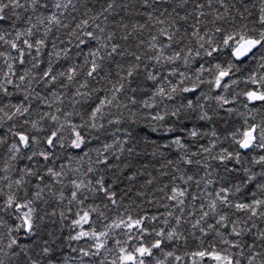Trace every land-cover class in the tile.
<instances>
[{
    "label": "trees",
    "instance_id": "obj_1",
    "mask_svg": "<svg viewBox=\"0 0 264 264\" xmlns=\"http://www.w3.org/2000/svg\"><path fill=\"white\" fill-rule=\"evenodd\" d=\"M42 2L48 7H38L35 13L31 8L28 11L18 9L19 20L12 18L0 23V33L5 34L9 41L15 39L17 31L32 28L31 36H22L17 42L18 47L25 51L23 64L19 63L18 53L9 44L0 41V53L5 54L0 56V81L4 80L6 74L13 81L7 85L11 95L0 92V108L4 109L0 112V140L4 141L0 143V249L9 252L8 256L0 253L4 264H25L28 256L39 259L40 264H48L50 258L43 256L44 247L54 250L57 259L53 264H111L121 245L129 247L138 243L136 239L128 241L124 229H112L106 248L101 250L100 255L82 256L80 249L87 250L92 241L69 240V236L75 235L78 230L73 228L72 221L81 209L93 208L96 211L90 212L91 224L85 225L84 230L94 228L103 231L106 225L121 218H143L151 233L145 235L143 240L149 243L157 239L154 230L163 229L168 232L176 229L182 234V239L179 242H165L164 251H173L183 259L181 262L169 259L168 264H191L186 253L201 247L214 245L217 250L226 248L221 237L208 226L212 225L229 240L238 239L229 235L231 221H239L242 227H249L254 221L256 227L243 237V242L245 245L254 243L255 250L264 253V242L256 239L258 233L264 231V218H253V221L244 224L247 214L221 206L219 213L228 217V227L223 228L216 224L219 216L212 215L208 208L209 200L214 198V193L221 187L232 189L229 198L233 204L264 199L261 192L264 186V166L254 162L264 156V148L242 150L232 139L234 133L250 125L264 126V103H249L243 95L255 87L244 82L248 76L264 75V68L260 67V54L253 59L246 58L237 62L230 56L229 50L225 49L208 57L193 36L194 26L200 29L201 35L207 33L216 41L220 38V34L215 33L216 27L225 31L234 28L238 30L245 24L249 28H259L258 24L251 22L258 16L262 0H224L228 10L221 20L215 19L217 10L225 12L219 0H211L210 6L209 0H188L187 4H181V0H168L155 7H145L143 0H115L111 13H105L107 20L103 16L99 20L93 17L112 0H72L75 8L70 4L67 9L59 10L55 8L56 0ZM61 2L67 3V0ZM197 4H203L204 7L197 9ZM199 11L205 15L198 23L196 17ZM60 12H63L62 16ZM53 13L59 16L61 26L47 23V17ZM149 13L153 16L151 20L148 19ZM241 14L244 19H241ZM28 17H32L31 21ZM85 19L89 23L83 31L93 32L97 39H90L76 27ZM173 23L175 28L172 27ZM96 25H100L103 31ZM139 25H144L143 29ZM177 28L179 32L172 41L167 39V35H161V32H175ZM153 36L156 37L157 49L162 48L167 56L181 52V57L188 56L187 64L183 59L175 63L161 61L157 64L151 59L154 53L149 48ZM24 39L33 44L37 40H44L39 56L36 55L35 47L31 50L26 48ZM80 40L84 43L81 44ZM113 45L117 46V54L108 56ZM96 50L103 57L99 61L102 71L92 79L87 76L90 67L88 62L92 59L90 53ZM189 50L191 55H188ZM197 51L200 55L196 54ZM261 51L264 52V49ZM136 55L141 56L140 61L135 60ZM229 62L235 65L234 75L228 78L229 82L237 80L238 83L230 85L226 91L223 88L216 89L210 83L215 79V65L219 63L226 68ZM8 63L13 65L15 75L8 72ZM135 63H139L140 67L128 85V90L118 96L120 106L105 109L104 116H98L97 128L88 127L87 124L92 123L89 120L91 111L100 99L111 95L108 89L119 78L117 74H126L129 65ZM201 66L205 69L203 73L199 71ZM49 67L52 75L56 76L55 81L43 76ZM71 68L76 69V74L75 79L69 82L66 75L61 76L60 73L67 74ZM148 73L156 76V80L148 79ZM22 75L25 76L23 82L19 79ZM85 82L88 87L80 88ZM15 85H19V88ZM161 87L171 93V99L157 95ZM173 87L177 89L175 92H172ZM184 87H195V91L183 92L180 89ZM78 89L89 95H77ZM25 96L28 98L25 99ZM219 96L233 102L221 106L217 100ZM129 97L134 98L136 103L132 104ZM145 101L151 107H145ZM189 101H192V108L187 107ZM19 103H23L29 111L24 116L7 119L5 113L10 114L14 111L12 105ZM125 104L127 107L123 106ZM176 110H179V116L170 115ZM202 113H207L211 119L201 120ZM156 114L164 115V121H153L151 117ZM51 116H56L57 120H52ZM25 120L28 123H24ZM116 120L120 123H109ZM33 123L37 125L36 128L32 127ZM100 124H103L102 128ZM154 125L157 126L156 131H153ZM73 126L84 138L80 148L71 146V141L75 139ZM169 128L172 131H168ZM192 129L200 133L195 139L188 135ZM12 132H27L36 141L30 147H21L19 153H14L10 147L17 142V138ZM52 132L56 133L57 141L54 149H50L46 143ZM128 133H131L130 137ZM177 136L181 138L183 148L172 143ZM106 145L111 147L105 152ZM129 148L132 152L128 151ZM205 148L210 149V152L202 151ZM225 149L228 152H240V164H236L234 159L226 165L212 159ZM42 151L51 153L47 161L39 156ZM102 152L108 157L110 167L97 163L98 158H102ZM189 159L191 164L186 163ZM226 167L236 171H226ZM89 168L92 170L89 171ZM49 169L60 175L52 176ZM29 172L33 174L29 175ZM247 175L253 176V180L247 181ZM101 177L110 190L115 192V204L102 192H91L83 187L78 192V199H82L83 203H69L72 192L76 190L74 183L83 182L89 187H98L96 181ZM188 177L192 179L188 180ZM21 178V184L17 185L15 182ZM234 185H240L241 190L236 192ZM173 188L186 190L183 205L168 199ZM209 193L213 196L210 197ZM9 194L19 203L31 201L30 207L34 209L32 235L22 229L16 230L22 223L21 213L26 209L16 212L15 208H6ZM203 211H209V216L201 220ZM197 221L200 224L194 228L193 224ZM200 228H204L207 234L202 233ZM12 238L23 246L27 256L23 255L20 247L14 249L19 255H11L12 250L7 248V244ZM244 251L245 256L237 258L241 264H248L247 247ZM155 252L156 258H163L162 252ZM152 264H155V259Z\"/></svg>",
    "mask_w": 264,
    "mask_h": 264
},
{
    "label": "snow or ice",
    "instance_id": "obj_2",
    "mask_svg": "<svg viewBox=\"0 0 264 264\" xmlns=\"http://www.w3.org/2000/svg\"><path fill=\"white\" fill-rule=\"evenodd\" d=\"M168 0H143V5L145 7H155V5L161 4V3H167ZM115 0H112V2L107 4V7H104L102 11L93 17L94 20H99L101 16L104 17L105 20H107V16H105V13H111L113 7H114ZM188 0H181V4H187ZM219 3L222 7L225 8V12H219V10L216 11V20H221L225 17L227 13V5L224 3V0H219ZM72 5L73 8H75V5L72 3V0H67V3H62L61 0H56L55 8L57 10L59 9H67L69 5ZM211 4V0H209V6ZM38 7L47 8L48 5L43 3L42 0H0V23H4L7 21L12 20V18H15L16 20L20 19V13L17 11L18 9H24V11H28L29 8L32 9V11L35 13ZM197 9H202L204 7L203 4H197ZM247 10V9H246ZM166 11V10H165ZM175 12V9H173ZM162 15L164 13H161ZM63 15V12H60V16ZM169 16H171V13H168ZM176 15L178 16L179 13L177 12ZM205 13L203 11H199V14L196 17L197 22H200V18L203 17ZM244 15L241 14V19H244ZM29 21H31L32 17H28ZM148 19H153V16L151 13H149ZM180 19H185V17H180ZM159 23H164L162 20H158ZM47 23L49 25L55 24L57 26H61L62 21L60 20L59 16L56 13H53L51 16L47 17ZM89 21L87 19L82 20L79 24L76 25L77 28L81 29L83 31L84 28L88 26ZM253 24H258L259 28H249L247 24H245L243 27L236 30L235 28L232 31H225L221 27L215 28V33L220 34V38L218 41L214 40L212 37L208 36L207 33L201 35V31L198 27H195V31L193 32V36L197 38V42L199 44V48L204 49L205 54L208 57H212L215 53L223 52L225 49L229 50V54L231 57H233L236 61H242L245 58L253 59L257 56V54H260V67L264 68V52L261 50L264 49V0H262L261 7L259 9L258 16L251 22ZM64 27H67V25H63ZM15 27V25H13ZM97 28H100V25H96ZM127 27V26H125ZM144 25H139L140 29H143ZM173 28H175V24L172 25ZM51 31V28L48 29ZM100 31H103V28H100ZM179 32V29L177 28L175 32L172 33H166L161 32V35H167V39L169 41H172L176 33ZM7 35H11V33H7ZM32 35V28L29 27L26 31H17L15 34L14 40H7L5 38V34L0 33V41H3L5 44H9L11 49L15 50L18 53L19 57V63L23 64L24 60L23 57L25 55V51L23 48L18 47L17 42L20 41L22 36H31ZM83 35H86L90 39H97L96 36L93 35V32L91 31H83ZM207 37V39L205 38ZM111 36L108 37L109 40H111ZM127 38V37H125ZM79 39V37H78ZM156 37H152V42L149 44V48L153 51V56L151 59L155 60L157 64L161 63V61H165L168 63H175L177 60L183 59L184 63L187 64L188 62V56L181 57V52H175L171 56L165 55L163 49H157V45L155 43ZM80 43L83 44L84 41L80 40ZM23 44L26 46L28 50H31L35 47L36 49V55L39 56L40 49L44 47V40H37L35 44L29 42L28 39L23 40ZM205 45H208L207 48H205ZM170 46V45H169ZM183 51V50H181ZM108 56H112L113 54H117V46L113 45L111 48V51L107 53ZM197 55H200V52L197 51ZM4 53H0V56H4ZM29 55H31V51H29ZM188 55H191V51L189 50ZM90 56L92 57L90 63V67L87 71V76L89 78L95 79L96 76L99 74L100 71H102V65L99 63L100 60L103 59L101 56L99 50L93 51L90 53ZM16 59V58H13ZM136 61L141 60L140 55L135 56ZM7 62V61H6ZM35 66V65H34ZM140 65L139 63L131 64L129 65L126 74L118 75V79L111 84V87L108 89V91L111 93V95H105L102 99L99 100V103L95 106V108L91 111L89 120L92 121V123L87 124L88 127L91 128H97V119L99 117L104 116V110L107 108H111L113 106L119 107L120 106V100L118 99V96L121 93H125L128 90V85L131 83V80L135 78L136 72L139 69ZM235 65H233L231 62L228 63V66L226 68L222 67L219 63L215 65V79L214 81H210L214 85L216 89L223 88L225 91L230 87L232 84H237V80H230L229 79L232 75H234L233 68ZM8 72L12 73V75H15L13 72V65L11 63L7 64ZM238 70V69H237ZM201 73L205 71L204 67L201 66L200 70ZM175 70H173L174 74ZM76 69L71 68L68 70V73H60L61 76H65L69 82H72L75 79ZM183 75V74H181ZM45 79L51 78L52 81L56 80V76L52 75V69L51 67L48 68L47 71L43 74ZM20 81L23 82L25 79V76L19 77ZM148 79L150 80H156V76H154L152 73H148ZM183 82V81H181ZM245 83L251 84L255 86L253 89H250L243 93L246 100L249 103H255V102H261L264 103V75L257 76L256 74H251L247 77V79L244 81ZM13 81L10 76L7 74L4 77L3 81H0V92H3L5 95H11V93L8 90L7 85L12 84ZM15 87L19 88V85H15ZM87 82L80 85V88H87ZM133 92L135 89H131ZM177 89L175 87L172 88V92H175ZM183 92H190L195 91V87L188 88L184 87L180 89ZM77 95L80 96H86L89 95V93H81L79 89L77 90ZM157 95H160L161 97L167 96L169 99H171V93H168L165 91L163 87L159 88L157 91ZM28 97L25 96V99ZM129 101L132 104L136 103V100L132 97L128 98ZM217 100L221 103V106L232 103L233 101L228 100L227 98L223 96L217 97ZM124 107H127V105H123ZM145 107H151V105L148 104L147 101L144 102ZM188 108H192L193 104L192 101H189L187 104ZM12 108L14 111H12L10 114L5 113V116L7 119L11 120L14 116H24L28 111V107H26L23 103L14 104L12 105ZM4 109L0 108V112H3ZM228 111H231V109H228ZM172 116H179V110L173 111L170 113ZM52 120H57L56 116L50 117ZM153 121H164L165 116L156 114L151 117ZM201 120H208L211 119L210 116H208L207 113H202L200 116ZM120 123L119 120L116 121H109V123ZM24 123H28L27 120L24 121ZM87 123V122H86ZM33 128H36L37 125L33 123ZM100 128L103 127V124L99 125ZM159 127H163V125H159ZM157 130V126H153V131ZM168 131H172L171 128L168 129ZM73 132L75 134V139L71 141V146L73 148H80L81 145L84 143V138L82 137L81 133L79 131H76L75 126H73ZM12 135L17 138V142L13 143L10 147V151L14 153H19L21 151V147L28 148L30 147L31 143H34L36 141L35 137H30L27 132H12ZM129 137L131 136V133H128ZM188 135H190L193 139L197 138L200 133L196 129H192ZM213 135L215 133L213 132ZM232 139L235 144L239 146V149L247 150L253 147H260L264 148V126L259 125H250L243 130H238L236 133L233 134ZM3 140H0V143H3ZM46 143L49 146L50 149H54L56 147V133L52 132L46 139ZM119 143V141H117ZM124 143H127V141H124ZM173 144L179 145L181 148L184 147V145L181 143V138L177 136L172 141ZM61 147L63 145L61 144ZM111 145H106L104 151L106 152ZM165 147H168V145H165ZM121 150L123 148L121 147ZM129 152H132V149H128ZM204 152H210V149H203ZM33 155H36L35 153ZM51 153L48 151H42L39 153V156H41L45 161H47L50 158ZM195 155V153H193ZM100 157L98 158L97 163L103 164L106 167H110L109 160L107 156H104L103 152L100 153ZM15 159V156L12 157ZM31 159V157H29ZM212 159L218 160L221 164H227L229 161L235 160L236 164H240V152H228L226 149L222 151V153L218 156H213ZM257 164H260L264 166V156L259 157V159H256L254 161ZM186 163L191 164L192 161L189 159L186 161ZM199 163V161H197ZM89 171L92 169L89 168ZM226 171H236V169H228L226 167ZM49 173L52 176H58L60 173L53 172L51 169L48 170ZM29 175L33 174L31 172L28 173ZM23 178L21 180H17L15 183L17 185L21 184ZM42 179V177H41ZM192 177H188V180H191ZM247 181H252L253 176L247 175L246 176ZM198 183V182H197ZM96 185L98 187H89V185H84L83 182L81 183H74L75 191L71 194V200L69 203L77 202V203H83L82 199H78V192L81 191L82 187L87 188L88 191L91 192H102L104 196L111 201L112 204L116 203L115 199V192L110 190V187L105 183L103 177L98 179L96 181ZM236 192H239L241 190L240 185H234ZM232 191V189L228 187H221L218 191L214 193V198H211L208 202V208L212 215H218L219 219L216 220V224L220 225L223 228H227L228 224L226 221H228V217L226 215L220 214L218 209L223 207L228 208H234L236 212H243L247 214V220H245L243 223L247 224L248 221H253V218L262 219L264 218V199H253L251 202H237L233 204L232 200L229 198V194ZM261 192L264 194V186L261 187ZM39 195V193L37 194ZM186 196V190H181L179 188H173L171 190V195L168 196V199L171 201H175L178 205L184 204V197ZM209 196H213L212 193H209ZM195 199V197H193ZM31 201H28L26 203H19L15 200L14 196L12 194L8 195V198L5 202L6 208H15L16 212H20L21 209H26L23 213H21V220L22 223L17 226V231L23 230L28 235H32L34 233V221H33V212L34 209L30 207ZM96 211L95 208L84 210L81 209L79 212L76 213L77 218L72 221V225L74 229H78L76 231L75 235H70L69 240L73 241H80L81 239H88L92 241V244L88 247L87 250L80 249V252L82 256L88 257V256H97L100 255L101 250L106 248L107 240L110 235V231L112 229H124L125 234L128 236V241H131L133 239H136L138 241L137 244L131 245L129 247H125L121 245L118 250V255L115 256L111 264H152V261L155 259V264H168L169 259H172L176 262H181L182 257L179 255H176L173 251H164L165 242H179L182 239V234L178 233L176 229H173L171 231L165 232L163 229L155 231L154 235L157 237V239H154L153 241L149 243H144L143 238L147 234H151L149 232V229L145 226V220L143 218H133L129 216L127 219H118L116 221H113L111 224H108L105 226V229L103 231H97L96 229L91 230H84L85 225L91 224V217L90 212ZM171 215V213H169ZM209 216V211H203L201 220H203L205 217ZM153 220L156 219V217H152ZM177 224L180 223L179 218H177ZM200 224V221H197L196 224H193V227H197V225ZM231 232L229 235L235 236L238 239L229 240L225 238L224 234L220 232L218 229H214L212 225H209L210 230H214L215 234L219 237H221L222 243L227 245L226 248L217 250V246L209 245L208 247H201L195 251H192L190 253H186V255L190 258L191 264H241V260L237 258L238 256L244 257L245 256V247H247V261L248 264H257V258L259 257V264H264V253L258 252L255 250V244L251 245H245L243 242V237L251 232L252 228L256 227L255 222L249 226V227H242L240 225L239 221H231ZM200 231L204 234H207L204 228H200ZM256 239L264 242V231H260L258 235L256 236ZM126 243H128L126 241ZM117 244L119 245L120 242L117 241ZM264 246V245H262ZM15 247H20L21 252L24 256H27V252L24 250L23 246L18 245L17 239L12 238L7 244V248L12 250L11 255L16 256L19 255L14 249ZM229 249L236 250L235 252H230ZM155 250H159L163 253V258H156V252ZM43 256L49 257L48 264H53V261L57 259V257L54 256V250L50 247H44L43 248ZM73 251H76V249H73ZM0 253H2L3 256H8L9 252L3 251V249H0ZM0 264H4V260L0 258ZM25 264H40L39 259H33L31 256L27 257V261Z\"/></svg>",
    "mask_w": 264,
    "mask_h": 264
},
{
    "label": "water",
    "instance_id": "obj_3",
    "mask_svg": "<svg viewBox=\"0 0 264 264\" xmlns=\"http://www.w3.org/2000/svg\"><path fill=\"white\" fill-rule=\"evenodd\" d=\"M232 58H233V57H232ZM233 59H234V58H233ZM245 59H246V58H245ZM245 59H244V60H245ZM234 60H235V59H234ZM235 61H236V60H235ZM242 61H243V60H242ZM237 62H238V61H237ZM242 150H243V149H242Z\"/></svg>",
    "mask_w": 264,
    "mask_h": 264
}]
</instances>
